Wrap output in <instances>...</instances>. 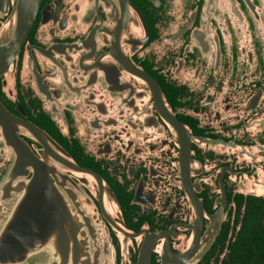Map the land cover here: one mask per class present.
Masks as SVG:
<instances>
[{"label":"flooded vegetation","instance_id":"af4514ba","mask_svg":"<svg viewBox=\"0 0 264 264\" xmlns=\"http://www.w3.org/2000/svg\"><path fill=\"white\" fill-rule=\"evenodd\" d=\"M34 6L0 59V229L27 150L91 216L28 261L222 264L264 210V0H0V49Z\"/></svg>","mask_w":264,"mask_h":264},{"label":"water","instance_id":"95a60500","mask_svg":"<svg viewBox=\"0 0 264 264\" xmlns=\"http://www.w3.org/2000/svg\"><path fill=\"white\" fill-rule=\"evenodd\" d=\"M34 9L35 6L31 11L27 12L26 10L24 23L22 18L21 22L18 23L19 19L17 16V28L11 30L15 31L13 37L4 45V48L1 47L0 59L8 55L10 62L16 56L32 21ZM24 153L26 155V164L31 167L33 174L30 178H26L25 202L19 208L20 211L14 215L10 223H7L6 226L8 227L6 229H4L5 225L0 229V262H6L10 259L12 263L18 254H22L25 251L26 254L22 255V264H34L35 260L28 261L30 257L28 254H32L35 248L34 241L38 235L44 236L42 240L55 242L57 240L55 233L60 232L62 233V240L67 241L69 227L73 225L74 236L72 239L76 241L78 236L85 234L82 231V227L90 224L91 216L85 207L77 202L76 196L73 199L66 200L65 193L68 190L59 193V186H57V189L55 188L51 174L49 175L51 161L47 158H42V161L35 159L27 150H24ZM62 155L64 156V154ZM64 157L68 162L75 165L70 158ZM54 223L57 226H52ZM100 237L106 240V248L112 250L108 234L104 236L103 233H100ZM75 247H79L81 252L77 256L87 264H98L97 260H90L91 258H98L97 255L87 254L85 249H83V245H76ZM104 255H101L100 264H111L112 255L109 251ZM148 261L149 251H143L137 264H148Z\"/></svg>","mask_w":264,"mask_h":264},{"label":"trees","instance_id":"16d2710c","mask_svg":"<svg viewBox=\"0 0 264 264\" xmlns=\"http://www.w3.org/2000/svg\"><path fill=\"white\" fill-rule=\"evenodd\" d=\"M250 227L247 233L238 237L230 248L231 253L222 264H264V210L250 207ZM260 217L262 223L257 222Z\"/></svg>","mask_w":264,"mask_h":264}]
</instances>
